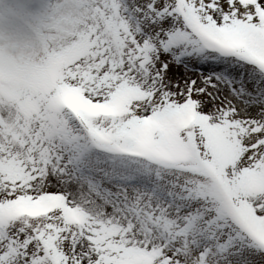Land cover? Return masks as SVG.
<instances>
[{
    "label": "snow or ice",
    "instance_id": "6c2138e0",
    "mask_svg": "<svg viewBox=\"0 0 264 264\" xmlns=\"http://www.w3.org/2000/svg\"><path fill=\"white\" fill-rule=\"evenodd\" d=\"M0 264H264V0H0Z\"/></svg>",
    "mask_w": 264,
    "mask_h": 264
}]
</instances>
